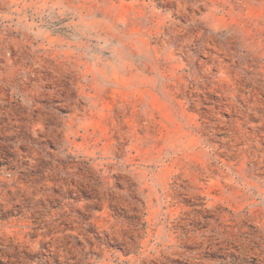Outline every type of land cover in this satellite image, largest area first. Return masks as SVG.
I'll use <instances>...</instances> for the list:
<instances>
[{"label":"rangeland","instance_id":"1","mask_svg":"<svg viewBox=\"0 0 264 264\" xmlns=\"http://www.w3.org/2000/svg\"><path fill=\"white\" fill-rule=\"evenodd\" d=\"M0 264H264V0H0Z\"/></svg>","mask_w":264,"mask_h":264}]
</instances>
